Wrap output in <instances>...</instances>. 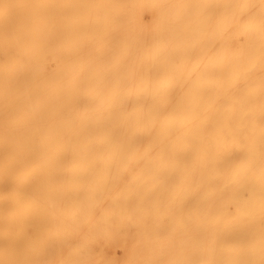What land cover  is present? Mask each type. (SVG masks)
I'll return each instance as SVG.
<instances>
[{
	"label": "bare ground",
	"instance_id": "bare-ground-1",
	"mask_svg": "<svg viewBox=\"0 0 264 264\" xmlns=\"http://www.w3.org/2000/svg\"><path fill=\"white\" fill-rule=\"evenodd\" d=\"M0 264H264V0H0Z\"/></svg>",
	"mask_w": 264,
	"mask_h": 264
}]
</instances>
